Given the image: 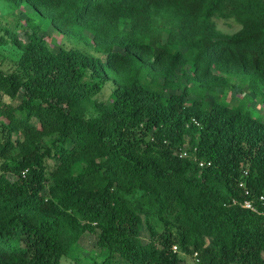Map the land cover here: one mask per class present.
Instances as JSON below:
<instances>
[{
	"label": "trees",
	"instance_id": "obj_1",
	"mask_svg": "<svg viewBox=\"0 0 264 264\" xmlns=\"http://www.w3.org/2000/svg\"><path fill=\"white\" fill-rule=\"evenodd\" d=\"M0 1L14 6L26 3L54 26L64 23L68 27L86 24L96 5L107 9L111 23L114 18L129 17L144 3L159 4L158 8L171 3L205 7L207 12L229 10L239 20L241 30L232 36L206 34L196 58L226 74L244 72L249 65V72L264 84V0ZM109 44L104 59L75 50L53 53L33 33L21 46L17 71L5 73L0 67V89L9 98L22 93L16 108L22 118L55 126L61 140L71 134L76 145L105 146L108 154L101 166L106 184L100 188L86 187L83 173H66L55 175V186L44 194L43 155L32 150H26L20 161L0 167V264H60L86 233L96 234L97 248L107 253L100 264H181L180 253L190 257L194 252L203 264H264V217L231 203L243 200L238 182L245 170L248 189L255 196H264V124L242 109L216 103L205 110L199 105L186 107L184 96L164 99L158 88L144 81L153 77L148 61L140 56L144 45L134 39ZM175 60L176 56L166 74ZM110 70L121 84L113 90L111 105L100 106L109 122L108 131L102 132L96 122L85 121L74 110L101 91ZM185 135L194 141L187 148L190 156L178 158L173 153L185 147ZM147 136V146L160 147L161 154L170 160L163 170L154 159L141 160L131 151ZM200 161L209 165L199 167ZM112 170L124 178L147 176L159 181L169 172L178 177L186 189L170 192L183 210L184 227L209 238L215 249H202L195 240L188 244L183 238L175 241L162 217L164 204L154 190L148 194L158 204L164 230L158 235L149 227L150 241L143 243L139 236L142 220L113 188L122 186ZM122 189L131 192L133 187ZM193 192L205 202L189 203ZM210 199L215 202H207ZM257 206L264 211V204Z\"/></svg>",
	"mask_w": 264,
	"mask_h": 264
},
{
	"label": "rangeland",
	"instance_id": "obj_2",
	"mask_svg": "<svg viewBox=\"0 0 264 264\" xmlns=\"http://www.w3.org/2000/svg\"><path fill=\"white\" fill-rule=\"evenodd\" d=\"M158 5L152 3L149 6L144 3L136 7L129 17L118 20L114 18L113 23L107 9L96 5L91 8L86 24L68 27L64 23L54 26L49 18L26 3L14 6L7 1H0V67L5 73L17 71L21 46L29 41L33 33L41 37L53 53L75 50L102 59L112 40L134 39L144 45L140 56L148 61V68L153 73L152 78L145 77L144 81L158 88L164 99L173 95L184 96L186 107L199 105L205 110L216 103L222 104L232 109H242L264 124V84L249 72L251 66L247 65L244 72L226 74L218 71L213 64L196 58L201 46L199 42L206 34L235 35L242 28L239 20L229 10L207 12L205 7H184L170 3L158 8ZM113 47L114 51H118L116 46ZM174 56L177 60L170 74H166ZM108 78L90 102L74 110L85 121L96 122L102 132L108 131L109 122L100 106L111 105L113 90L117 84H121L119 77L111 70L108 71ZM21 96L22 93H19L15 98H9L0 89V167L20 161L26 150H32L43 155L44 194L55 186V175L66 173L72 176L83 173L85 186L89 188L105 185L101 166L108 157L107 148L76 145L71 134L65 137L67 140H61L55 126L35 118H22L16 111ZM19 120L22 122L18 123ZM190 136H184L183 145L186 148L194 142ZM143 139L138 146L131 148L132 153L141 160L154 159L157 168L163 170L169 159L161 154L160 147L147 146L149 136ZM199 174L200 171L195 177H199ZM189 175L193 176L192 173ZM112 176L122 188L126 189L129 185L133 187L131 192H125L116 185L113 188L139 214L142 220L139 236L143 243L150 241L149 227L154 228L158 235L164 230L163 223L158 219V204L148 194L154 190L164 204L162 217L168 222V230L176 238L175 241L183 238L188 244L195 240L202 249H215L209 238L194 234L184 227L183 210L170 192L180 190L182 193L186 189L178 177L169 172L167 177L159 181L147 176L124 178L113 170ZM7 177L14 179L11 174H7ZM188 202L194 205L205 202V199L193 192ZM97 240L96 234H84L73 244L69 255L62 258L60 264H100L107 253L97 248ZM152 240L158 241L157 238ZM180 257L181 264H193L191 256L186 257L180 253Z\"/></svg>",
	"mask_w": 264,
	"mask_h": 264
},
{
	"label": "built area",
	"instance_id": "obj_3",
	"mask_svg": "<svg viewBox=\"0 0 264 264\" xmlns=\"http://www.w3.org/2000/svg\"><path fill=\"white\" fill-rule=\"evenodd\" d=\"M193 123L195 125H198L197 121L195 120H193ZM173 154L177 156L178 158H188L190 156L186 147L176 149ZM208 165L209 163H205L203 161H200L198 163L199 167H204ZM247 175H248L247 170H245L242 174V178L238 182V188L242 191L243 200L241 202H237L235 199H233L231 203L232 205H239L241 208L245 210H248L252 213H255L257 215H261L264 217V211L260 210L257 206L259 203L262 205L264 204V196L263 195L255 196L253 191L248 189L247 184H246ZM172 250L175 253L178 252V249L176 246H173ZM191 258L193 260V264H203L196 252L192 254Z\"/></svg>",
	"mask_w": 264,
	"mask_h": 264
}]
</instances>
